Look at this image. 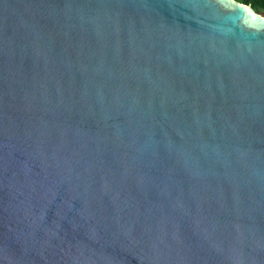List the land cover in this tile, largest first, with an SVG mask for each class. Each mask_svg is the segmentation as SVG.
Listing matches in <instances>:
<instances>
[{
  "label": "water",
  "instance_id": "1",
  "mask_svg": "<svg viewBox=\"0 0 264 264\" xmlns=\"http://www.w3.org/2000/svg\"><path fill=\"white\" fill-rule=\"evenodd\" d=\"M0 264H264V14L0 0Z\"/></svg>",
  "mask_w": 264,
  "mask_h": 264
},
{
  "label": "trees",
  "instance_id": "2",
  "mask_svg": "<svg viewBox=\"0 0 264 264\" xmlns=\"http://www.w3.org/2000/svg\"><path fill=\"white\" fill-rule=\"evenodd\" d=\"M244 4H250L252 8L261 14H264V0H237Z\"/></svg>",
  "mask_w": 264,
  "mask_h": 264
}]
</instances>
